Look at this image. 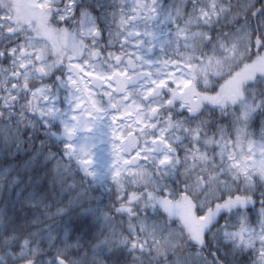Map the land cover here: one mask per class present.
I'll use <instances>...</instances> for the list:
<instances>
[{"label": "snow or ice", "instance_id": "1", "mask_svg": "<svg viewBox=\"0 0 264 264\" xmlns=\"http://www.w3.org/2000/svg\"><path fill=\"white\" fill-rule=\"evenodd\" d=\"M0 264H264V0H0Z\"/></svg>", "mask_w": 264, "mask_h": 264}]
</instances>
